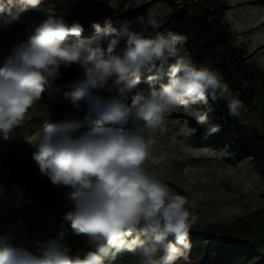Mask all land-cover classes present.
<instances>
[{
  "label": "clouds",
  "instance_id": "clouds-1",
  "mask_svg": "<svg viewBox=\"0 0 264 264\" xmlns=\"http://www.w3.org/2000/svg\"><path fill=\"white\" fill-rule=\"evenodd\" d=\"M41 2L0 0V15L19 19ZM147 23L161 26L151 16ZM93 27V36L82 38L80 22L69 24L63 14L49 10L27 42L16 44L0 64L4 139L21 126L45 87L60 76L61 66L75 64L82 69V77L72 82L73 90L65 96L76 109L85 105L83 120L45 123L29 143L35 148L32 159L40 173L53 185L70 189L72 207L63 218L74 235L86 238L90 250L73 254L61 231L31 245L23 240L0 245V264H117L116 256L125 251L138 258L137 264L187 260L189 232L199 219L191 211L195 201L145 167L156 143L154 133H164L167 115L182 109L196 120L203 135H211L218 126L207 111L193 104L223 100L229 115L237 118L244 104L220 71L198 67L178 55V46L188 42L186 35L168 31L145 37L129 32L117 51L120 40L111 23ZM170 58L175 62L166 73L149 75L148 87H139L142 68ZM162 74L167 82L156 87ZM82 124L91 127L81 131ZM191 133L185 121L180 134Z\"/></svg>",
  "mask_w": 264,
  "mask_h": 264
},
{
  "label": "rangeland",
  "instance_id": "rangeland-1",
  "mask_svg": "<svg viewBox=\"0 0 264 264\" xmlns=\"http://www.w3.org/2000/svg\"><path fill=\"white\" fill-rule=\"evenodd\" d=\"M226 5V21L231 40L244 54L253 71H264V0H222ZM169 0H64L61 5H39L19 15V19L0 15V64L18 43L27 42L34 34L35 25L46 18V12L56 11L64 15L70 24L80 22L82 38H91L94 24L102 27L106 22L117 30L123 47L129 32L153 37L169 29L166 21L171 11ZM191 9V13L196 11ZM159 20V27L147 23L148 17ZM176 33V32H175ZM75 37H69V41ZM178 55L190 60L185 45L178 46ZM207 64L217 70L213 60ZM175 59L157 61L156 66L140 70L141 84L147 88L149 75L166 73ZM82 77L78 65L61 66L60 76L45 87L40 101L26 114L21 126L14 129L8 139L0 135V245L16 244L23 240L31 245L65 233V242L73 254L83 255L90 246L83 236L73 234L63 217L72 205L68 198L70 189L53 185L40 173L32 159L34 146L29 138L41 132L45 123L64 120H83L85 105L74 108L65 93L72 91V82ZM167 77L155 81L156 87L166 83ZM244 108L236 120L235 132L253 135L264 144V79L258 72L252 78L239 73L230 84ZM198 101L192 105L203 109ZM134 118V117H133ZM246 120L248 123L242 124ZM185 121L192 133L180 134ZM91 125L82 124L81 131ZM166 131L154 133L156 143L145 167L157 172L160 180L169 184L177 193L195 201L191 211L198 221L190 231L205 234L189 238L187 260L176 264H201L200 252L209 248L212 252L206 264H264V171L252 157L236 158L224 147L206 140L200 126L191 116L176 109L166 117ZM232 139L231 136H228ZM11 197V198H10ZM142 238H145L142 235ZM138 258L122 252L116 256L117 264H137Z\"/></svg>",
  "mask_w": 264,
  "mask_h": 264
},
{
  "label": "trees",
  "instance_id": "trees-1",
  "mask_svg": "<svg viewBox=\"0 0 264 264\" xmlns=\"http://www.w3.org/2000/svg\"><path fill=\"white\" fill-rule=\"evenodd\" d=\"M171 11L166 17L169 29L188 37L185 44L190 53V60L200 66H208L207 60H213L226 83H233L239 73L252 78L256 72L263 77L260 68L253 71L244 54L231 40L226 21V5L222 0H169ZM64 0H42L41 5H61ZM193 7L196 11L190 12ZM209 67V66H208ZM206 107L218 131L208 135L206 140L224 147L238 159L252 157L257 166L264 171V144L258 142L253 135H239L235 132L236 120L228 113L223 100L213 103L209 98ZM231 136L232 139H229ZM70 226V223H67ZM205 233L190 231L188 238H196ZM212 252L205 248L200 252L203 256L201 264L210 261Z\"/></svg>",
  "mask_w": 264,
  "mask_h": 264
}]
</instances>
